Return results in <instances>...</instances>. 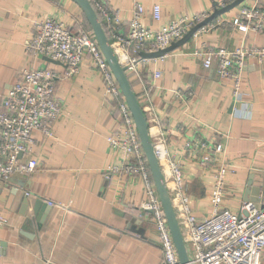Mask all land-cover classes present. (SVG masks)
I'll return each mask as SVG.
<instances>
[{
  "label": "crops",
  "instance_id": "obj_1",
  "mask_svg": "<svg viewBox=\"0 0 264 264\" xmlns=\"http://www.w3.org/2000/svg\"><path fill=\"white\" fill-rule=\"evenodd\" d=\"M100 1L118 15L116 31L121 34L127 32L136 1L146 9L142 22L152 28L184 14L210 15L215 2ZM155 3L161 7L158 22L150 15ZM237 11L235 7L214 18L207 31L197 30L162 57L139 62L140 79L129 76L150 134L161 132L169 158L180 163L182 193L199 220L211 212V190L223 161L230 172L220 207L236 212L246 201L245 192L256 198L252 191L258 188L260 202L255 204H264V60L246 61L240 98L234 97L230 80L218 76L216 61L209 68L203 65L208 50L264 46V30L243 32L232 26ZM46 17L57 18L72 30L90 27L72 0H0V104L26 66L57 72L61 77L56 95L62 101L53 135L33 131L30 151L18 155L21 162L33 160L36 170L0 180V215L7 219L0 225V264H159L158 237L150 212L142 207L140 178L110 171L122 160V153L107 142L119 118L114 105L103 98L98 70L86 56L78 71L67 75L64 64L31 57L26 51L36 24ZM154 70L161 72L159 78H152ZM187 142L193 145L188 147ZM203 142L223 147L209 167L200 164ZM36 202L40 206L34 213ZM261 260L264 264V250Z\"/></svg>",
  "mask_w": 264,
  "mask_h": 264
},
{
  "label": "built area",
  "instance_id": "obj_2",
  "mask_svg": "<svg viewBox=\"0 0 264 264\" xmlns=\"http://www.w3.org/2000/svg\"><path fill=\"white\" fill-rule=\"evenodd\" d=\"M89 1L107 32L111 47L128 79L129 76L141 78L137 64L148 59L141 58L140 52L165 49L209 16L205 12L184 14L168 24L152 28L142 22L146 9L136 1L127 24V32L121 34L116 31L120 21L118 15L108 12L100 0ZM232 1L215 0L211 13ZM236 7L238 11L231 22L236 30L253 33L264 30V0H252L251 4L241 3ZM150 15L156 22L161 20L159 4L151 6ZM199 30L207 31L208 28L205 25ZM25 47L31 57L50 58L64 64L67 75L78 71L84 57L88 56L92 61L102 79L103 98L114 105L119 118V126L107 137V142L110 148L122 153V160L119 165L112 166L110 171L140 178L144 189L142 207L150 212L158 237L161 252L159 264H180L133 117L92 30H72L65 22L46 17L36 24ZM196 54L201 55L202 52L197 51ZM205 55L204 67L209 68L211 62L216 61L218 76L230 80L234 97L240 98V84L246 61L253 59L262 62L264 46L242 44L231 50H208ZM160 76L159 70L152 72L153 79ZM60 77L49 68L26 66L15 84L3 95L0 104V180L7 181L16 172L28 175L36 170L33 160L21 162L18 155L30 151L33 131L40 132L43 137L53 135V125L62 114V101L56 95V81ZM149 136L167 189L173 194L171 200L178 223L184 229L188 263L261 264L264 250V206L258 207L252 201H242L236 212L220 207L225 175L230 172L229 165L224 161L218 164L211 190V212L199 220L182 193L184 180L180 163L169 158L161 132L150 134L149 130ZM186 145L189 147L193 144L187 142ZM201 147L205 149L200 158V164L204 167L211 165L214 155L223 152V147L218 142H203ZM164 170L169 174L168 178ZM48 204L54 205L52 201H48ZM6 223L7 219L0 215V225Z\"/></svg>",
  "mask_w": 264,
  "mask_h": 264
},
{
  "label": "water",
  "instance_id": "obj_3",
  "mask_svg": "<svg viewBox=\"0 0 264 264\" xmlns=\"http://www.w3.org/2000/svg\"><path fill=\"white\" fill-rule=\"evenodd\" d=\"M72 1L75 2L82 9L90 25V28L93 32V35L119 85L120 91L127 103V106L133 117L134 124L137 128L141 146H142L144 155L146 157L148 167H149V170L152 176V180L157 190L159 201L161 203L162 210L164 212L167 225H168L170 234L172 236V239L175 245L179 263L189 264L188 263L189 262L188 251H187V247L185 245L184 239H183L184 229L181 228L178 223L175 210L173 208L172 200H171V197L173 196V194L168 191L167 186L165 184L163 173L159 166L158 160L155 156L152 142L149 136L147 118L138 102L136 93L134 92L132 88V85L130 83V80L128 79L127 74L125 73L124 68L120 65L119 60L117 59V56L115 52L113 51V48L111 47L110 41L107 37L104 27L96 11L92 7L90 1L89 0H72ZM244 1L245 0H233L232 2L228 3L226 6L220 9L214 10L208 17H206L204 20L194 25L180 39L172 42L165 49L157 50L154 52H140L139 54L140 57L143 59H152V58L163 56L167 54L168 52L175 50L176 48L184 44L186 41H188L201 27L207 25L214 18L228 12L229 10H231L232 8H235L236 6L243 3ZM45 59L48 61L54 62V60H51L50 58H45ZM259 187L261 188L262 185H260ZM259 191H260L259 188L258 190L253 189L252 191V194L256 196V198L248 197V191H246L244 195V199L246 201L251 200L254 203L260 202V199L258 198ZM262 200L264 201V198H262ZM39 206L40 205L38 202L34 204L33 206L34 213L37 212ZM263 206L264 204L261 205V207ZM27 221L28 223L33 224V219H30ZM35 221L38 222L39 219H37L36 217Z\"/></svg>",
  "mask_w": 264,
  "mask_h": 264
},
{
  "label": "trees",
  "instance_id": "obj_4",
  "mask_svg": "<svg viewBox=\"0 0 264 264\" xmlns=\"http://www.w3.org/2000/svg\"><path fill=\"white\" fill-rule=\"evenodd\" d=\"M87 29L89 30L90 29V27H87ZM107 33V32H106Z\"/></svg>",
  "mask_w": 264,
  "mask_h": 264
},
{
  "label": "bare ground",
  "instance_id": "obj_5",
  "mask_svg": "<svg viewBox=\"0 0 264 264\" xmlns=\"http://www.w3.org/2000/svg\"><path fill=\"white\" fill-rule=\"evenodd\" d=\"M156 132V131H155ZM169 175V174H168Z\"/></svg>",
  "mask_w": 264,
  "mask_h": 264
}]
</instances>
